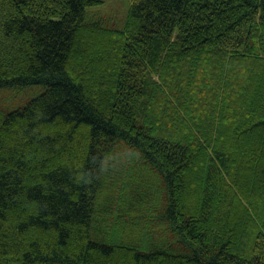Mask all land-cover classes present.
Instances as JSON below:
<instances>
[{
  "label": "trees",
  "instance_id": "16d2710c",
  "mask_svg": "<svg viewBox=\"0 0 264 264\" xmlns=\"http://www.w3.org/2000/svg\"><path fill=\"white\" fill-rule=\"evenodd\" d=\"M103 3L0 0V264H264V0Z\"/></svg>",
  "mask_w": 264,
  "mask_h": 264
},
{
  "label": "rangeland",
  "instance_id": "374dc122",
  "mask_svg": "<svg viewBox=\"0 0 264 264\" xmlns=\"http://www.w3.org/2000/svg\"><path fill=\"white\" fill-rule=\"evenodd\" d=\"M101 6L105 12H111L117 5L124 11L129 1L131 0H103ZM40 87V86H39ZM40 92V88L26 87V88H8L0 90V108L5 110L14 109L24 105V103ZM122 151V150H121ZM146 205V204H144Z\"/></svg>",
  "mask_w": 264,
  "mask_h": 264
}]
</instances>
